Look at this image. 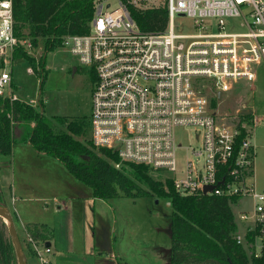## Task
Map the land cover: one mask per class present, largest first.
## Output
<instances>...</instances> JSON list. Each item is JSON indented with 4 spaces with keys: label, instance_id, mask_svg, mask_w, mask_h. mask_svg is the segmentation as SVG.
Wrapping results in <instances>:
<instances>
[{
    "label": "built area",
    "instance_id": "obj_1",
    "mask_svg": "<svg viewBox=\"0 0 264 264\" xmlns=\"http://www.w3.org/2000/svg\"><path fill=\"white\" fill-rule=\"evenodd\" d=\"M141 1L94 0L88 31L61 40V49L94 75L91 143L116 152L120 161L144 166L152 179L149 170L170 172L164 181L181 195L237 197L236 204L248 200L246 210L234 212L235 239L259 257L264 191L254 184L250 138L257 118L237 114L236 122H226L211 110L199 81L212 80L216 96L238 80L253 83L255 67L264 63V0H164L168 20L160 32L143 31L132 18L131 7H146ZM180 15L190 17L198 31L177 33L174 18ZM227 19H237L244 30L227 32ZM207 21L216 32L207 31ZM20 46L28 51L32 43L15 35L12 2L0 0V96L10 100L17 97L8 68ZM179 127L193 128L199 139L182 164L176 155ZM205 187L210 189L204 192ZM26 236L37 264H49L51 247Z\"/></svg>",
    "mask_w": 264,
    "mask_h": 264
},
{
    "label": "trees",
    "instance_id": "obj_2",
    "mask_svg": "<svg viewBox=\"0 0 264 264\" xmlns=\"http://www.w3.org/2000/svg\"><path fill=\"white\" fill-rule=\"evenodd\" d=\"M11 2L15 35L20 39L28 38L33 45L41 40L45 53L60 46L67 34L86 33L93 15L94 0ZM130 14L139 28L148 32L162 31L168 20L165 4L145 9L131 7ZM24 27L26 29L22 31ZM13 57L24 58L30 63L32 71L40 76L41 88L46 72L45 55L35 62L20 46ZM85 119L47 116L40 95L35 105L0 96V155L10 158L15 143L27 142L38 153L58 159L91 189L94 197L106 200L120 195L153 194L167 198L170 205V264H264V253L254 257L235 239L239 227L233 205L237 203V197L181 195L174 190L171 181L152 179L142 165L127 162L128 168L115 167L119 161L116 152L91 146ZM0 205H6L1 187ZM0 222V264H16L7 225L1 217ZM25 230L39 241L46 242L53 235V228L45 223H27ZM246 237L250 238L249 235ZM25 253L29 264V254Z\"/></svg>",
    "mask_w": 264,
    "mask_h": 264
},
{
    "label": "rangeland",
    "instance_id": "obj_3",
    "mask_svg": "<svg viewBox=\"0 0 264 264\" xmlns=\"http://www.w3.org/2000/svg\"><path fill=\"white\" fill-rule=\"evenodd\" d=\"M141 5L145 8L162 6L164 0H142ZM114 3V0H112ZM214 23V21H213ZM207 31L216 32L217 28L210 22H206ZM174 27L177 33H196L198 28L194 26L192 19L188 16H176L174 18ZM26 27L22 28L25 31ZM244 30L240 27L237 19L226 20V31ZM26 40L29 41L28 38ZM31 42V41H30ZM32 43V42H31ZM29 59L33 58L38 62L41 56L45 55V77L40 88V76L30 71V63L21 57H13L10 70L11 86L17 99L26 103L36 104L40 95L44 102V113L49 116H62L68 119L85 117L90 135V113H91V88L94 81V75L88 67L78 63L77 58L56 47L53 51L45 53L41 40L26 51ZM27 57V58H28ZM76 66L73 71L72 67ZM256 78L253 83L245 80H238L232 84V88L222 93L221 98L215 95V85L210 79L199 81V87H202L205 94L210 99L211 110L228 123L236 122L239 109L251 108L252 115L257 118V123L250 131L251 142L255 147V157L253 165V180L257 190L264 191V63L255 67ZM196 131L191 127H179L175 129L176 145L178 146L176 155L179 164H182L186 156L191 158L188 148L197 147L199 139L195 137ZM93 148L95 146L90 143ZM31 145L25 142H17L13 146V154L18 152L33 151ZM0 155V185L3 193L9 196L13 186L19 187L25 180L22 175L18 159ZM8 159L10 161H8ZM120 167H127V162L117 161ZM62 165V164H61ZM63 167V165L61 166ZM128 168V167H127ZM48 175H43L42 171L36 172L33 180H44V186L34 189L33 194L45 198L44 201L35 202L41 208L45 203L50 208H55L56 204L51 202L53 196H60L66 190L72 191L71 187L76 188L79 193H87V197L80 200L79 204L73 202L66 210L59 213L43 212L34 215L36 221L46 222L54 231L59 234L60 239L67 237V224L70 220L86 224L85 229L93 225V218H98L95 223L96 235L94 244L98 252H102L92 258H86V262L93 264H170V205L165 197H157L153 194H143L135 197L120 195L109 199L95 198L92 196L91 189L83 182L74 177L64 167L65 172L59 175V167H48ZM63 171V170H62ZM149 174L156 180L165 182L170 172H157L149 170ZM59 175V176H58ZM66 175V176H65ZM170 181V180H169ZM67 187L66 189L63 188ZM18 194V193H17ZM91 194V195H90ZM15 205V202L13 203ZM32 205L33 202H26ZM74 205H76L74 207ZM95 205V210H94ZM7 206V205H6ZM9 206V207H8ZM7 207L12 213L15 226L19 225L16 219V211L10 203ZM250 206V205H249ZM16 207L19 208L18 204ZM248 200L240 199L238 204L233 205V211L239 213L246 210ZM1 224V222H0ZM17 229V226H16ZM19 229V230H18ZM17 232L20 238L22 248L27 254L31 255V249L27 243L22 230L18 227ZM7 232L9 233L8 227ZM80 232V229H79ZM83 234V233H82ZM78 237H74L80 243ZM92 233L83 234V250L85 252L90 244L92 246ZM113 244L114 256L110 254L108 248ZM82 249V248H81ZM112 250V248H111ZM112 252V251H111ZM94 258V259H93ZM89 261V262H88ZM17 264V260H16Z\"/></svg>",
    "mask_w": 264,
    "mask_h": 264
},
{
    "label": "crops",
    "instance_id": "obj_4",
    "mask_svg": "<svg viewBox=\"0 0 264 264\" xmlns=\"http://www.w3.org/2000/svg\"><path fill=\"white\" fill-rule=\"evenodd\" d=\"M25 144L30 145L27 142H25ZM15 153L16 152H14L13 154V148H12V157L13 156L15 157L17 155ZM16 158L19 161L18 165H19L22 175L25 177V180L20 184L19 187L17 186L15 187L14 185L12 190L10 191L9 196H7V194L5 193H3V196H4L7 206L10 205V203L13 205L14 207L13 209L16 211V217H17L16 219L19 222V225L16 224L17 229L18 227H20V229L22 230V234L25 236L27 240L25 225L27 223H42V222L36 221L37 218H35L34 215L47 212V211L51 213L53 212V210L55 211L54 213L62 212L63 210H66V208H68L70 204L73 202H77L75 203L76 205L79 204L80 200H82L84 197H87V193L85 192L79 193V191L76 188L71 187L72 191H69L68 189L66 190V192H64V194L62 193L60 194V196H53L50 199L51 202L56 204V207L54 209L50 208L47 203L44 204L45 207L41 208L40 205H38L35 202L44 201L45 198L38 196V194L33 196V194H28V193L33 192L34 189L43 187L44 180L35 182L32 177H34V175H36L35 173L39 171H42L43 175L47 176L48 175L47 171L49 170L48 167L50 166L59 167V175H62V173L65 172L64 169H62L63 167L66 170L67 168L55 157L48 155V154L38 153L35 150L26 151L22 153L18 152V155ZM61 164L63 165V167H61L62 166ZM63 188L66 189L67 187H64L63 185ZM91 197L94 199L93 201H96L95 198L97 197H94L93 194ZM14 202H15V205L13 204ZM26 202H33L34 204L29 205V204H26ZM17 204L19 208L16 207ZM76 205H74V207ZM94 210H95V205H94ZM97 220L98 218L96 217L93 218V225L90 224L89 229H85L86 224L83 225V221L80 223L79 218L76 221L70 220L68 223L66 222L67 224L66 231L68 235L65 239H60L59 234H57L53 228L52 237L48 241H46V242H49V246L51 247V251L47 255L49 259V264H90L89 261H88L89 263L86 262V258H92V256L94 257L95 254H98L97 256L100 257L102 252L100 251L98 252L97 251L98 248L96 244H94V240H95L94 236L96 235L95 223L97 222ZM43 223L48 225V223L46 222H43ZM48 226L51 227L50 225ZM79 229H80V232H79ZM82 233L84 235H87L88 233H92L93 235L92 246L90 247L91 243L89 245L86 244L87 246H89L87 248L89 250L88 251L86 250L84 253L81 252L84 249L83 242H81L83 239ZM79 234L81 235L80 243L77 241V239L76 241H74L75 240L74 237H78ZM38 242L40 244L42 242L46 243L45 241H39V240ZM27 243L30 247L29 242ZM108 243L109 242L107 240V245H109L108 248L110 249V254L111 256L112 255L114 256L113 244L110 246V244ZM31 252H32L31 255L29 254V257H28V262L29 264H37V260H36V257L32 249H31ZM93 264H96L95 259L93 260Z\"/></svg>",
    "mask_w": 264,
    "mask_h": 264
},
{
    "label": "water",
    "instance_id": "obj_5",
    "mask_svg": "<svg viewBox=\"0 0 264 264\" xmlns=\"http://www.w3.org/2000/svg\"><path fill=\"white\" fill-rule=\"evenodd\" d=\"M72 70L75 71L76 66H73ZM217 97L218 99L221 98V91L217 92ZM251 112H252L251 108H242V109H239L238 111V113L241 115H248V114H251ZM208 189H210V187H205L204 192H206ZM0 217L2 218V220L5 222V224L8 227L9 235H10L12 244L14 246L15 254H16L17 264H27L12 213L6 205H0ZM45 245L49 246V242H46Z\"/></svg>",
    "mask_w": 264,
    "mask_h": 264
}]
</instances>
